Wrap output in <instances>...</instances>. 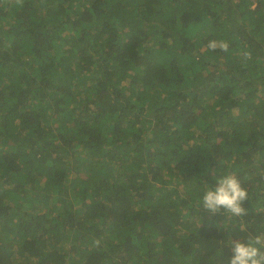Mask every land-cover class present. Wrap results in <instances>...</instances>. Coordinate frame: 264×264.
<instances>
[{"label": "trees", "instance_id": "obj_1", "mask_svg": "<svg viewBox=\"0 0 264 264\" xmlns=\"http://www.w3.org/2000/svg\"><path fill=\"white\" fill-rule=\"evenodd\" d=\"M225 174L248 215L202 208ZM261 234L264 0H0V264H228Z\"/></svg>", "mask_w": 264, "mask_h": 264}, {"label": "clouds", "instance_id": "obj_2", "mask_svg": "<svg viewBox=\"0 0 264 264\" xmlns=\"http://www.w3.org/2000/svg\"><path fill=\"white\" fill-rule=\"evenodd\" d=\"M206 47L209 51H227L228 43L213 39L209 40ZM247 199V191L240 180L235 175L225 174L216 178L214 186L206 188L200 203L209 216L227 212L241 218L248 215L244 207ZM230 252L228 264H264V234L251 235L243 241L233 240Z\"/></svg>", "mask_w": 264, "mask_h": 264}, {"label": "rangeland", "instance_id": "obj_3", "mask_svg": "<svg viewBox=\"0 0 264 264\" xmlns=\"http://www.w3.org/2000/svg\"><path fill=\"white\" fill-rule=\"evenodd\" d=\"M72 178H69V184L72 186V187H74V188H76V187H78L79 186V184H77L78 183V181H75V182H73V180H71ZM77 182V183H76ZM124 189L126 188V187H123ZM136 188V187H135ZM135 188H126L124 191L126 192V190L128 189V191H127V195H131L132 194V191L135 189ZM141 189H139L140 190V192L137 194V196H149L150 195V190H149V187H140ZM131 196H133V195H131ZM133 198H135V195L133 196ZM15 241V240H14ZM16 245V242H14V243H12V244H10V246L11 247H13V246H15Z\"/></svg>", "mask_w": 264, "mask_h": 264}]
</instances>
